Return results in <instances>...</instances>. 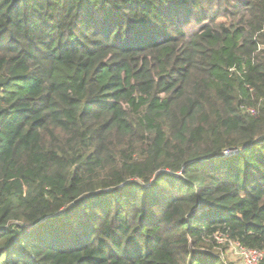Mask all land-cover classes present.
I'll list each match as a JSON object with an SVG mask.
<instances>
[{"label":"trees","instance_id":"trees-1","mask_svg":"<svg viewBox=\"0 0 264 264\" xmlns=\"http://www.w3.org/2000/svg\"><path fill=\"white\" fill-rule=\"evenodd\" d=\"M218 237L264 264V0H0V264Z\"/></svg>","mask_w":264,"mask_h":264},{"label":"rangeland","instance_id":"rangeland-1","mask_svg":"<svg viewBox=\"0 0 264 264\" xmlns=\"http://www.w3.org/2000/svg\"><path fill=\"white\" fill-rule=\"evenodd\" d=\"M221 237V236H220ZM217 250L220 252V255L230 264H248L242 255L239 253V250L235 248L234 242L232 240H227L225 237H218ZM249 258H251L248 255Z\"/></svg>","mask_w":264,"mask_h":264},{"label":"built area","instance_id":"built-area-1","mask_svg":"<svg viewBox=\"0 0 264 264\" xmlns=\"http://www.w3.org/2000/svg\"><path fill=\"white\" fill-rule=\"evenodd\" d=\"M235 248L239 250V253L245 259L248 264H260V260L263 258V252L256 249H247L243 247L239 242L233 241ZM248 255L251 257L249 258Z\"/></svg>","mask_w":264,"mask_h":264}]
</instances>
